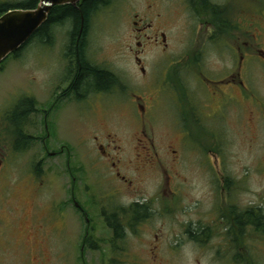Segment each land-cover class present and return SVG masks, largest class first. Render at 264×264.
Instances as JSON below:
<instances>
[{
  "label": "flooded vegetation",
  "instance_id": "af4514ba",
  "mask_svg": "<svg viewBox=\"0 0 264 264\" xmlns=\"http://www.w3.org/2000/svg\"><path fill=\"white\" fill-rule=\"evenodd\" d=\"M87 1L91 2L85 6ZM116 1L85 0L77 4L55 6L45 23L48 25L44 26L43 30H38L29 41L34 40L40 49L60 50L57 56L56 77L50 74L45 79H40L38 84L40 94L36 93L30 108L29 114L33 113L39 117V123L46 132L45 136L38 140L41 157L34 172L37 176L45 174L42 167L47 162V157L64 155L66 172L72 184L66 192L67 201L63 205L65 209L75 210L84 221H87L81 243L83 264H86L84 261L86 252L98 248V241L94 240L97 243L96 249H90L88 241L91 237L90 231L97 236L98 227L90 226L87 211L77 200L81 191L75 186L77 178L73 173L71 148L63 144L60 149L53 152L49 151L48 147V140L52 136L50 130L58 129L57 117L64 111L62 110L64 104L73 107L80 127L93 130L91 136L83 134L80 142L81 145L88 146L86 155L93 163L91 176L103 175L109 183V179L116 181L112 198L124 194L135 197L128 204L117 206L115 202L113 214L102 213L105 222L103 225L112 232L107 246L114 255L124 252L117 244L126 242L127 232L141 236L148 224L152 207L149 201H140L139 198L145 193L149 177L157 175L160 194L163 190L162 194L175 195L173 189L177 185H185L183 173L177 171L174 180L170 175V169L164 163L170 148L165 144L156 143L153 136L155 125L158 124L157 109L163 105L164 96L173 98L169 108L176 114L177 120H174L185 136L189 134L186 129L199 128L200 122L203 123L196 95L189 87L191 86L189 80L183 77L184 66L174 64L172 71L170 70L169 75L174 81H176L174 70H179L178 89L169 85L166 79L169 75L166 72L163 83L166 81L164 88L167 91L162 92V86L154 91L157 75L147 64V57L153 49L163 55L170 56L172 53L169 21L162 19L155 2H147L139 11L130 13L129 34L132 40L130 43L121 47L115 46L108 54L109 58H98V53L92 48L96 27L93 20L110 11ZM184 1V6L189 7L194 17L211 29L210 40L213 42L218 40L216 32L230 30L240 35L236 43L228 48L230 52L224 56L227 57L225 75L216 81L217 84L212 91L210 119L220 123H224L225 120L227 129H233L232 127L237 125L243 130L245 142L264 146V8L263 14L253 15L256 19L250 20L246 5L251 3V0H223L224 4L218 3L217 0ZM39 4L40 0H14L13 3L0 0V7L12 5L14 6L12 10H32ZM235 18L238 19L236 24ZM100 28L111 40L112 35H119L116 31L107 32L103 26ZM249 34L252 37L251 42L246 40ZM121 57L129 60L134 70L133 75H129L128 70L119 64ZM196 76L201 78L204 74L202 72ZM46 91L49 94L47 98L41 94ZM20 108L23 112L28 109L25 106ZM116 109H123L131 114V123L139 128L131 154H126L123 147L118 144L121 140H118L112 129L107 133L103 129L104 125L111 124L106 114ZM28 117L29 115L22 120V127L28 123ZM192 139L201 142L207 137ZM172 153L177 159L175 160L178 162L177 166L182 167L185 163L182 150L173 149ZM2 157L4 159H0V264H50V258L55 256L52 241L55 233L60 230L57 224H48L49 213L55 204L54 199L49 197L48 203H35L30 208L18 207L11 203V190L3 184L1 169L5 156ZM126 168L133 170L134 174L132 176L125 174ZM221 177L220 179L218 170L210 174L215 204L206 212V217L211 218V223L203 228L204 236L208 240L224 239L232 264H250L249 251L245 250L246 241L250 228L264 234V209L261 205L245 204L238 200L235 181L227 171ZM100 182L97 181V184ZM35 192L40 196L39 191L35 189ZM200 214L202 215V211ZM250 215L256 224H260L258 226L261 227L260 231L255 225L249 224ZM155 240H158L157 235ZM234 243L241 249H236ZM156 249L157 246L152 250V254L156 253ZM156 258L154 255V262L157 261Z\"/></svg>",
  "mask_w": 264,
  "mask_h": 264
},
{
  "label": "rangeland",
  "instance_id": "374dc122",
  "mask_svg": "<svg viewBox=\"0 0 264 264\" xmlns=\"http://www.w3.org/2000/svg\"><path fill=\"white\" fill-rule=\"evenodd\" d=\"M13 1L8 0L9 3ZM150 1L157 4V11L162 14V19L169 21L172 50L169 56L153 49L147 57V64L157 75L154 91L160 86L162 92L167 91L164 88L166 81L163 83L165 73L168 72L169 75L174 64L184 66L183 77L191 84L189 87L198 100L197 107L203 127L210 133V136H204L207 139L198 142L192 139L200 135L198 128L190 127L195 136L189 131L186 137L177 127L176 114L169 108L173 98L164 96L163 105L157 109L158 124L155 125L153 136L156 143L170 148L164 163L174 180L177 171L183 173L185 185H177L173 189L175 195L162 194L163 190L161 195L157 175L149 177L145 193L139 198L140 201H149L152 207L148 224L141 236L127 232L126 242L117 244L124 252L114 255L107 246L112 232L103 225L105 222L102 213L113 214L115 202L117 206L128 204L135 197L124 194L112 198L116 181L109 179V183L103 175L91 176L93 163L86 155L88 146L81 145L80 142L83 134L91 136L93 130L79 126L71 105L64 104V111L57 117L58 129L50 130L52 136L48 140L49 151L56 152L63 144L71 148V163L74 177L77 178L75 186L81 191L77 200L86 209L90 226L98 227L97 236L90 231L92 239L98 241V248L86 252V264H232L224 239L198 244L191 240L188 230L195 231L199 227H208L211 223L206 212L215 204L210 174L216 170L220 179L226 171L232 176L238 200L245 204L261 205L264 209V146L245 142L243 130L237 125H230L233 129H227L225 120L220 123L210 119L212 91L216 81L225 75L227 57L224 56L230 52V46L236 43L240 35L230 30L216 32L218 40L213 42L210 40L211 29L194 17L189 7L184 6V0H117L110 11L93 20L96 27L92 48L98 53V58H109L108 54L115 46L121 47L132 41L129 34L130 13L139 11ZM217 2L224 4L223 0ZM263 8L264 0H251L246 5L250 20L256 19L253 15L263 14ZM237 20L235 18V24ZM102 26L107 32L116 31L119 35H112L111 40L107 33H102ZM246 40L252 41L251 34L246 36ZM34 42L32 40L27 43L18 56L11 55L0 64V159L3 160L2 156H5L1 169L3 184L11 190L10 202L18 207L30 208L35 203H48L49 197H52L55 204L49 213L48 224H57L60 230L55 233L52 241L55 256L50 258V264H83L81 243L87 221L78 212L65 209L63 205L67 201L66 192L72 184L66 172L65 157H47V162L42 167L45 174L37 176L34 169L41 157L38 140L46 132L39 123V117L33 113L29 114L26 126L22 127L18 116L17 123H14V112L19 105L27 99L35 100L36 93L40 94V79H45L50 74L56 77L60 50L40 49ZM119 59V64L128 70L129 75H133L134 70L129 60L125 57ZM202 72L204 76L196 78ZM174 73L176 81L170 75L166 79L170 86L178 89L179 70L175 69ZM41 94L45 98L49 95L47 91ZM106 116L110 118L111 124L104 125L105 133L112 129L118 140H121L118 144L126 154H131L135 146V135L139 131L131 123L132 115L123 109H116ZM19 129L26 140L20 138ZM17 143L22 145L21 150L16 146ZM173 149L182 150L185 163L180 168L172 153ZM124 172L129 176L134 174L128 168ZM97 181H101L100 184ZM155 235L158 236L157 241ZM234 245L236 249H241L235 243ZM155 246L158 249L152 254ZM245 250L249 251L250 264H264V234L250 228ZM154 255L157 256L156 262L153 260Z\"/></svg>",
  "mask_w": 264,
  "mask_h": 264
},
{
  "label": "water",
  "instance_id": "95a60500",
  "mask_svg": "<svg viewBox=\"0 0 264 264\" xmlns=\"http://www.w3.org/2000/svg\"><path fill=\"white\" fill-rule=\"evenodd\" d=\"M85 0H40L36 9L10 10L0 17V64L24 47L46 23L55 6L77 4Z\"/></svg>",
  "mask_w": 264,
  "mask_h": 264
},
{
  "label": "trees",
  "instance_id": "16d2710c",
  "mask_svg": "<svg viewBox=\"0 0 264 264\" xmlns=\"http://www.w3.org/2000/svg\"><path fill=\"white\" fill-rule=\"evenodd\" d=\"M91 1H87L86 3H85V6L86 5H88L89 3H90ZM13 7L14 6H12V5H9V6H3V7H0V17L3 15V14H5V13H7L8 11H10V10H12L13 9ZM51 22V21H50ZM49 22V23H50ZM48 25V23L45 25H43L39 30H43V27L44 26H47ZM27 45V44H26ZM25 45V46H26ZM24 46V47H25ZM23 47V48H24ZM22 48V49H23ZM13 55H15V56H18L19 55V52H16L15 54H13ZM32 101L33 100H29V99H27L25 102H22L20 105H19V107L17 108V110L14 112L15 113V119L17 118V116H18V121H20V122H23L22 120H25L26 119V117H27V115H29V113L31 112V110H30V108L32 107ZM22 106H25V107H27L28 109L25 111V112H23V110H20L21 108L20 107H22ZM14 119V123H17V119L15 120ZM201 124V125H200ZM200 124H199V128L197 129L198 131H199V133H200V135H197L198 137H195V138H201V137H204V136H210V133L208 132V130H206L203 126V123H201L200 122ZM186 131H190V133H192V136L194 135V132H193V130L191 129L190 130V128L189 129H186ZM19 133H20V138H22V139H24V140H26V138H23V136H24V133L22 132V130L21 129H19ZM195 136V135H194ZM200 136V137H199ZM20 150H21V148H22V145L21 144H19V143H17V145H16ZM16 147V148H17ZM26 147V146H25ZM24 147V148H25ZM141 211V210H140ZM139 211V212H140ZM250 220H249V224L250 225H255L256 227H257V230L258 231H260L261 230V227L259 228L258 226H260V224H256L255 222H254V220H253V216L252 215H250V218H249ZM257 222V221H256ZM258 223V222H257ZM264 225V224H263ZM263 230H264V226H263ZM188 234H189V236H190V238H191V240L192 241H194V242H196V243H198V244H205V243H207L209 240L207 239V237H205L204 236V234H205V232L203 231V228L202 227H199V229L198 230H195V231H191V230H188ZM89 244H91V242H93L94 240L90 237L89 238ZM96 247H97V244L96 243H92L91 244V248H93V249H96Z\"/></svg>",
  "mask_w": 264,
  "mask_h": 264
}]
</instances>
